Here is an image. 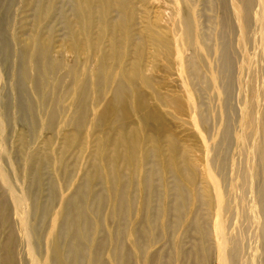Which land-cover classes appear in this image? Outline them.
Segmentation results:
<instances>
[{"label": "bare ground", "instance_id": "1", "mask_svg": "<svg viewBox=\"0 0 264 264\" xmlns=\"http://www.w3.org/2000/svg\"><path fill=\"white\" fill-rule=\"evenodd\" d=\"M148 1L0 0V264H264V0Z\"/></svg>", "mask_w": 264, "mask_h": 264}, {"label": "rangeland", "instance_id": "2", "mask_svg": "<svg viewBox=\"0 0 264 264\" xmlns=\"http://www.w3.org/2000/svg\"><path fill=\"white\" fill-rule=\"evenodd\" d=\"M14 7L16 9L15 13L17 14V19L18 20H21L20 24L17 26V31L15 29V32L19 33L20 35H23V34L25 35V33H27V31L29 30L28 29L29 24H30L29 16L31 18V11L29 10L30 6H26V7L23 6V7H21V5L17 3L15 6H13V8ZM144 8H145L146 11L148 10L150 12V15H152V16L153 15H157L158 13H160V14L161 13H164L166 15L167 14L166 12H168V11H166L164 9V7H162L161 0L160 1L159 0L158 1L157 0H155V1L154 0H149L145 4ZM19 26H22V27L24 26V28H20ZM62 28H63L62 24H59L56 27V33L54 35H63L64 29L62 30ZM157 74H160V72L157 71ZM163 82H164V80L159 78L158 85H162ZM144 92H145V95L146 96L149 95V91L148 90L145 89ZM168 122H169V120L167 121V123ZM183 127H185V126H182V129L181 128H177L178 131H181V134L179 136L186 138L187 139V143H189V144L190 143H194L195 139H194V137L191 136L192 135L191 133L194 131V129L193 128H190L189 126H186V128L188 130H185L184 131L185 128L183 129ZM5 132H6V130H3L2 135H5ZM213 264H218V263L215 261V262H213Z\"/></svg>", "mask_w": 264, "mask_h": 264}]
</instances>
